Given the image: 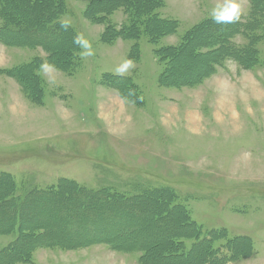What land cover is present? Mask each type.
<instances>
[{
	"label": "rangeland",
	"instance_id": "rangeland-1",
	"mask_svg": "<svg viewBox=\"0 0 264 264\" xmlns=\"http://www.w3.org/2000/svg\"><path fill=\"white\" fill-rule=\"evenodd\" d=\"M162 1V16L180 25L176 35L153 46L146 37L138 42L119 39L104 44L101 36L107 24H93L85 18V1L65 0L67 13L61 20L70 19L74 30L91 41L95 55L81 59L72 76L60 71L49 77L41 74L45 80L43 106L31 103L16 80L0 75V174L13 177L24 199L30 193L50 198L49 190L61 179L78 182L84 191L108 190L126 197L138 196L143 190L169 189L176 197L174 204L187 208L205 230H226L228 239H252L253 257L227 264H264V42L258 46L260 65L251 70L230 60L195 88H161L158 80L162 67L154 55L155 48L177 45L189 29L211 18L215 3ZM242 3L241 20H246L251 5L249 0ZM126 20L119 10L107 23L120 27ZM234 41L240 47L247 44L241 36ZM137 43L141 60L135 62V69L127 77L140 87L146 101L143 108L122 100L118 92L102 85L103 77L113 75ZM36 57L45 59L47 53L41 48L0 43L2 69ZM196 63L198 68L207 65L195 59L180 62L177 69L190 72ZM6 185L0 181V192L6 189L2 200L11 192V185ZM65 197L28 204L22 223L26 227L41 223L53 233L51 238L83 241L81 244L85 235H120L125 246L139 245L150 252L157 245L167 244L170 233L176 230L169 221L172 213L168 211L166 216L167 206L161 201L153 200L157 209L145 208L140 200L131 208L121 202L123 207H91L92 200L96 203L104 199L88 203L85 192ZM11 209L15 210L11 204L0 206V222L9 229L14 223ZM20 236L19 228L0 235V252L14 246ZM26 238L32 240L23 237V244L8 254L25 252ZM228 239L215 243L224 257L229 256ZM158 251L155 253L161 254ZM206 254L199 251L195 256L198 264ZM140 257L141 253L95 245L74 251L40 248L30 263L140 264Z\"/></svg>",
	"mask_w": 264,
	"mask_h": 264
},
{
	"label": "trees",
	"instance_id": "trees-1",
	"mask_svg": "<svg viewBox=\"0 0 264 264\" xmlns=\"http://www.w3.org/2000/svg\"><path fill=\"white\" fill-rule=\"evenodd\" d=\"M83 1L87 3L84 12L87 20L93 24H107L101 36V41L104 44H113L119 39L138 42L141 38L146 37L151 45L157 46L162 39L176 35L179 30L178 21L162 16L161 11L165 8L162 0ZM249 1L251 11L246 20H240L235 24L217 25L209 18L189 29L177 45L155 48L154 55L162 67L158 80L159 86L168 89L195 88L215 74L218 66H222L230 60L235 61L244 70H251L259 66L261 58L258 46L264 42V0ZM119 10L124 12L127 18L126 22L120 27L107 23L108 18ZM66 13L65 0H0V20L3 24L0 26V43L15 48H41L47 53L45 59L36 57L30 63L11 69L0 68V75L16 80L26 98L38 106L44 105L45 80L41 75H37L35 70L43 60L54 64L58 71L70 76L82 64L79 58L80 50L75 48L72 43L73 36L77 32L73 27L67 32L60 28V21ZM237 36H241L247 44L241 47L236 44L234 39ZM128 58L134 62L141 60V50L138 43L132 47ZM195 59H202L207 63V65L202 66L207 67V70L201 72L202 74H196L197 69H199L196 66L197 63L194 64V69L190 72L177 69L180 62H191ZM102 85L118 92L124 101L130 102L136 107H145V98H143L142 91L133 78H118L107 74L102 79ZM0 181L11 185V192L8 197L5 200L0 198V206L11 204L15 209H11L14 217L11 229H9V225L0 222V235L11 234L17 228L21 233L19 241L14 246L0 252V264H31L34 252L40 248L74 251L95 245H107L117 252L141 253L140 264H163L166 261H170L171 264H198V259L195 260V256L199 254V251L207 252L206 259L200 264H227L253 257V242L250 237L237 236L228 239L229 235H227L226 230H205L192 218V214L187 208L178 203L174 204L176 197L169 192V189L143 190L138 196L126 197L113 194L108 190L94 192L86 189L84 191L78 186V182L61 179L56 188L53 187L49 190L50 198L45 196L38 198L35 193H30L24 199L19 195L12 176L0 174ZM3 189V193L0 192V197L6 193V189ZM78 192H85L88 203L92 199L98 200L99 197L104 199L96 203L92 200L91 207H94V204L102 206L111 204L110 206L113 207L127 205L126 207L131 208L132 206L136 207L135 202L140 200L144 202L145 208L157 209L158 205L155 206L153 200L161 201L163 205L167 206L166 216H169V212L172 213L169 221L176 230L170 233L171 237H169L170 240L167 244L157 245L150 252L139 245H135L139 246L136 247L138 249L130 247L132 245L125 246L121 242L122 238L118 237L120 235H113L112 233L111 236L109 233L106 237L102 234L88 237L85 235V243L81 244L83 241L51 238L53 233L49 231L47 226H40L41 223H33L31 227H26L22 223L23 210L27 208L28 204L31 206L38 199L47 198L51 200L57 196H66L65 198L69 199L72 194ZM120 202L126 204L122 205ZM96 209L92 213L94 212L98 218ZM85 221L91 222L87 217H85ZM150 222L153 223L152 220ZM54 235L58 237L55 232ZM27 236H30L32 240L30 238L25 239L27 242L24 247L25 252L16 250L13 255H9L11 249L13 251L23 244V237ZM60 236L62 235L60 234ZM225 239L230 242L227 245L229 253L227 257L222 256L215 247L216 242ZM188 244L191 246L190 248H188ZM166 245L167 248H165ZM158 249L161 254L163 253L162 255H165V260L162 259L160 253H155Z\"/></svg>",
	"mask_w": 264,
	"mask_h": 264
},
{
	"label": "clouds",
	"instance_id": "clouds-1",
	"mask_svg": "<svg viewBox=\"0 0 264 264\" xmlns=\"http://www.w3.org/2000/svg\"><path fill=\"white\" fill-rule=\"evenodd\" d=\"M243 7L242 0H215L214 6L210 12V17L213 23L217 25L235 24L241 20ZM71 27L72 24L70 19L60 21V28L63 31L67 32ZM72 43L75 48L80 50V59L86 60L95 55L91 41L87 39L83 33H76L73 36ZM135 67L134 60L126 58L114 69L112 74L118 78H126ZM35 71L37 75L42 74L45 77H49L50 74L58 70L54 64L49 63L47 60H43ZM50 82L54 83V81Z\"/></svg>",
	"mask_w": 264,
	"mask_h": 264
},
{
	"label": "bare ground",
	"instance_id": "bare-ground-1",
	"mask_svg": "<svg viewBox=\"0 0 264 264\" xmlns=\"http://www.w3.org/2000/svg\"><path fill=\"white\" fill-rule=\"evenodd\" d=\"M198 64V63H197ZM196 65V64H195ZM203 65H201L200 67H199V69H197V73L196 74H198V73H201V72H204L205 70H207V67L206 66H204V67H202ZM194 72V71H193ZM186 74V73H185ZM184 74V75H185ZM202 74V73H201ZM187 75H188V73H187ZM190 75H192V74H190ZM130 247H139V246H130ZM136 249H138V248H136ZM163 264H171V262L170 261H166V262H164Z\"/></svg>",
	"mask_w": 264,
	"mask_h": 264
},
{
	"label": "crops",
	"instance_id": "crops-1",
	"mask_svg": "<svg viewBox=\"0 0 264 264\" xmlns=\"http://www.w3.org/2000/svg\"><path fill=\"white\" fill-rule=\"evenodd\" d=\"M31 62V61H30ZM30 62H28V63H30ZM25 64H27V63H25ZM22 65H24V64H22ZM20 66V65H19ZM17 67V66H16ZM2 69V68H1ZM5 69H8V68H5ZM14 80V79H13ZM20 91H22L21 90V87H20ZM123 100V99H122Z\"/></svg>",
	"mask_w": 264,
	"mask_h": 264
}]
</instances>
